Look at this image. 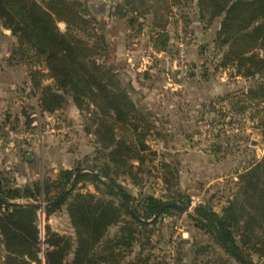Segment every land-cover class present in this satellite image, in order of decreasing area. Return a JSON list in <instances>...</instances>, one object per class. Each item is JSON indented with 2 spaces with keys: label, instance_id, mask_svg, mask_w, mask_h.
Masks as SVG:
<instances>
[{
  "label": "rangeland",
  "instance_id": "rangeland-1",
  "mask_svg": "<svg viewBox=\"0 0 264 264\" xmlns=\"http://www.w3.org/2000/svg\"><path fill=\"white\" fill-rule=\"evenodd\" d=\"M78 1L85 18L93 19L86 32L90 34L80 35L101 49L94 55L98 62L118 72L130 97L152 125L145 140L150 148L144 152L147 161L143 171L135 175L140 178L139 184L130 175H122L120 181L137 202L153 195L173 202L177 198L178 203L189 207L160 212L157 220L140 232L139 239L145 243L144 257H148L149 264H205L206 259H212L214 264V258L220 255L232 264H242L221 248L197 257L196 249L210 239L190 214L201 204L221 211L237 194L240 174L264 158V104L259 98L247 96L249 88L262 77L239 74L235 62L238 59H231L229 44L216 42L222 17H213L208 0L205 4L198 0H184L181 4L173 0ZM58 26L67 35L76 34L66 30L65 21H59ZM181 39L188 58L186 74L178 65ZM155 43L166 47L158 48ZM17 45L18 38L0 20V147L5 155H0V169L7 171L17 186L41 182L43 188L47 179H57L66 170L73 172V180L78 175H99V167L111 163L110 152L99 143L96 124L88 119V110L81 111L67 94L57 110H43L40 88L51 85L53 78L45 69L38 86L33 84L27 62L12 57ZM161 51L166 54L160 56ZM229 55L230 60H226ZM20 116H25L30 125L37 121L34 142L44 150L43 156L25 166V154H21L10 164L14 168L6 169L3 165L7 158L19 151L5 149L9 147L7 128H17ZM171 173L177 176L167 190L163 178L166 174L170 179ZM78 190L98 193L89 179L81 181ZM45 200L44 193L39 200L17 199L35 202L41 208L39 246L44 263L49 250L47 226L76 237L66 205L47 216ZM124 216L129 219L127 214ZM156 217L141 219L153 221ZM118 229L110 228L107 236L115 237ZM140 244L136 243L132 252L117 249L114 259L119 264L135 261ZM3 255L0 246V264ZM251 258L252 264H264V259L254 253Z\"/></svg>",
  "mask_w": 264,
  "mask_h": 264
},
{
  "label": "trees",
  "instance_id": "trees-1",
  "mask_svg": "<svg viewBox=\"0 0 264 264\" xmlns=\"http://www.w3.org/2000/svg\"><path fill=\"white\" fill-rule=\"evenodd\" d=\"M173 1L181 4L184 0ZM198 1L205 4V0ZM208 1L213 17H222L216 42L229 44L233 53L231 59H238L235 62L239 74L246 78L262 77L249 88L247 96L259 98L264 104V0ZM83 12L78 0H0V20L18 38L12 57L27 62L33 84L38 86L45 69L53 78L51 85L40 88L43 110H57L66 101L65 95H71L81 111L88 110V119L96 124L99 143L109 150L111 159V163L99 167V175H78L73 180V172L66 170L57 179H47L44 188L41 182L17 186L9 173L0 169L2 264H119V260L114 259L116 250L132 252L136 243H141V248L135 261L129 264H149L148 257L143 255L145 243L140 241L139 235L158 215L153 221L139 218L150 219L166 203L173 202L153 195L137 202L119 179L122 175L135 178L143 171L147 161L144 152L150 150L145 140L152 125L130 97L118 72L98 62L94 55L101 49L80 35L89 32L87 28L93 20L85 18ZM59 21H65L66 30L76 34L63 33ZM161 37L165 39L166 34ZM226 60H230V55ZM176 176L177 173H171L169 179L165 174L163 181L167 190ZM87 179L95 184L98 193L78 190V184ZM135 179L139 184L140 178ZM42 193L48 203L47 216L66 205L76 235L60 234L47 226L49 250L45 263L39 246L41 208L35 202L17 201L39 200ZM178 202L180 199L175 198L173 203ZM190 217L210 239L208 244L196 249L197 257L221 248L242 264H252L253 253L264 259V158L240 174L237 194L221 211L201 204ZM114 226H118V233L110 238L107 234ZM224 258L218 255L214 264H232ZM203 262L211 264L213 260Z\"/></svg>",
  "mask_w": 264,
  "mask_h": 264
},
{
  "label": "built area",
  "instance_id": "built-area-1",
  "mask_svg": "<svg viewBox=\"0 0 264 264\" xmlns=\"http://www.w3.org/2000/svg\"><path fill=\"white\" fill-rule=\"evenodd\" d=\"M178 62L179 69L182 71L183 74H186L188 68V58L186 52V45L182 39L180 42H178ZM20 117L21 120L18 123L19 126L17 128H7L9 147L15 151L20 146V143L25 144L26 142H34V139L37 137V132L35 130V125L37 124V121L33 120L30 125L29 122L25 119V116Z\"/></svg>",
  "mask_w": 264,
  "mask_h": 264
},
{
  "label": "crops",
  "instance_id": "crops-1",
  "mask_svg": "<svg viewBox=\"0 0 264 264\" xmlns=\"http://www.w3.org/2000/svg\"><path fill=\"white\" fill-rule=\"evenodd\" d=\"M165 54H166V51L159 52L160 56H163ZM129 59H132V58L129 57ZM5 149L7 150V152L8 151L10 152V147H8V148L5 147ZM18 149H19V151L17 153L13 154V156L10 155L11 158H7V163H5L6 165H3L4 167H6V169L14 168L10 164L11 163L13 164L14 160H18L17 158H20L21 154H25L26 162H24V164H25V166H28V164L31 163V161L34 158H37L38 156H43V154H41V153L44 152V150H41L38 143H36V142L23 144L22 146H19ZM0 155H3V157L5 156L4 155V149L2 150L1 147H0ZM28 161H29V163H28Z\"/></svg>",
  "mask_w": 264,
  "mask_h": 264
},
{
  "label": "water",
  "instance_id": "water-1",
  "mask_svg": "<svg viewBox=\"0 0 264 264\" xmlns=\"http://www.w3.org/2000/svg\"><path fill=\"white\" fill-rule=\"evenodd\" d=\"M167 207H175V208H180V209H183V210H187L189 207L186 206V205H182L180 203H166L158 212L157 214L155 215V217L165 208ZM139 220H142L141 218H139Z\"/></svg>",
  "mask_w": 264,
  "mask_h": 264
}]
</instances>
